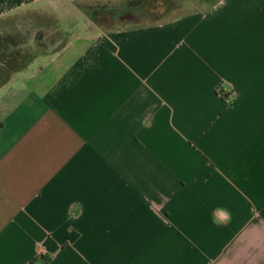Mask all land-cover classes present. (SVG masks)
Returning a JSON list of instances; mask_svg holds the SVG:
<instances>
[{"label":"crops","instance_id":"obj_1","mask_svg":"<svg viewBox=\"0 0 264 264\" xmlns=\"http://www.w3.org/2000/svg\"><path fill=\"white\" fill-rule=\"evenodd\" d=\"M82 1L0 0V264H264V0Z\"/></svg>","mask_w":264,"mask_h":264},{"label":"rangeland","instance_id":"obj_2","mask_svg":"<svg viewBox=\"0 0 264 264\" xmlns=\"http://www.w3.org/2000/svg\"><path fill=\"white\" fill-rule=\"evenodd\" d=\"M82 4L85 21L105 29L173 20L194 8L198 0H83Z\"/></svg>","mask_w":264,"mask_h":264}]
</instances>
